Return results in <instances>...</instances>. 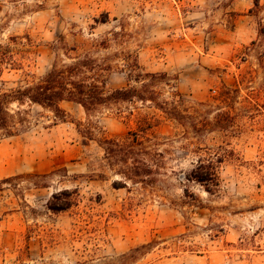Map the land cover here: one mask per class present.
Returning <instances> with one entry per match:
<instances>
[{"label": "rangeland", "instance_id": "rangeland-1", "mask_svg": "<svg viewBox=\"0 0 264 264\" xmlns=\"http://www.w3.org/2000/svg\"><path fill=\"white\" fill-rule=\"evenodd\" d=\"M0 90L77 58L93 57L110 89L151 82L158 101L180 99L177 120L154 103L122 102L68 117L25 103L29 127L0 131V179L48 173L0 190V264H264V0H0ZM18 108L17 103L11 104ZM222 114V115H220ZM112 137L143 128L162 144L152 185L128 183L105 165L104 149L81 129ZM217 161L219 187L184 179L199 158ZM78 188L67 210L48 207Z\"/></svg>", "mask_w": 264, "mask_h": 264}, {"label": "trees", "instance_id": "trees-1", "mask_svg": "<svg viewBox=\"0 0 264 264\" xmlns=\"http://www.w3.org/2000/svg\"><path fill=\"white\" fill-rule=\"evenodd\" d=\"M254 3L258 6L260 0H254ZM8 59L11 60V56L0 50V66ZM101 66L93 57L85 56L61 67L54 65L44 75L23 85L0 90L1 134L7 137L16 136L29 127L28 111L21 109L25 103L38 104L49 109L53 112L55 121H63L68 117L67 111L61 105L63 101L82 105L87 115L98 111L102 106L122 102H151L177 120L184 118L185 115L179 108L182 102L181 94L175 92L180 99L174 97L170 102H159L158 92L151 88L152 80L166 77L167 73H136L140 66L134 63L129 80L141 82L150 78L151 82H145L141 87L129 83L125 87L110 89L99 78V73L94 75L96 70L105 69ZM13 103H17L18 108L12 109ZM81 133L87 140L97 141L104 149L105 165L120 176V179L113 182L114 186L127 187L129 182L152 185L158 181V174L164 163V153L159 149L162 142L148 136L143 128L131 130L121 137H112L99 123L89 122L81 129ZM218 168L217 161L200 157L196 165L183 176L188 181H196L204 185L209 193H214L220 184ZM57 173H60L62 177L67 176L68 170L66 167H61L43 174L27 173L8 176L0 179V190L5 183L21 190L19 185L23 181H29L37 187H45L46 179ZM76 194H78V188L59 189L52 194L47 205L53 211L67 210L74 204Z\"/></svg>", "mask_w": 264, "mask_h": 264}]
</instances>
